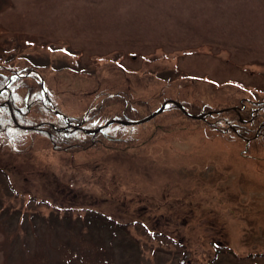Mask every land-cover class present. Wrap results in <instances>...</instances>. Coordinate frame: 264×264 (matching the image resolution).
Masks as SVG:
<instances>
[{
    "label": "rangeland",
    "instance_id": "rangeland-1",
    "mask_svg": "<svg viewBox=\"0 0 264 264\" xmlns=\"http://www.w3.org/2000/svg\"><path fill=\"white\" fill-rule=\"evenodd\" d=\"M0 66L68 116L101 106L85 129L219 115L264 100V0H0ZM195 120L170 104L83 151L0 132V264H264V137Z\"/></svg>",
    "mask_w": 264,
    "mask_h": 264
},
{
    "label": "trees",
    "instance_id": "trees-1",
    "mask_svg": "<svg viewBox=\"0 0 264 264\" xmlns=\"http://www.w3.org/2000/svg\"><path fill=\"white\" fill-rule=\"evenodd\" d=\"M31 70V67L16 70L22 73L20 76H12L11 72H0V102L7 101L5 102L6 105L0 107V132L6 135H9L12 129L21 132H40L50 142V148L57 151H83L96 144L99 145L98 140L93 137L97 134L105 136L104 129L97 134H87L79 129L65 130L60 128L61 125L66 126V123L60 115H56L49 108L50 103L42 91L41 81ZM92 107H89L90 110L85 122L94 119L99 120L101 117L97 116V113L101 112L102 107L95 104ZM175 110L179 112L176 106ZM208 110H210L209 107L198 106L194 113L207 112ZM222 112L228 113L229 117L224 119L223 113L216 115V112H212L206 115L205 120L195 121L207 124L219 132L232 133L238 138L248 141L264 137V100L255 101L240 98L234 110L225 109ZM69 119L70 123H75L81 119V116H70ZM107 120L96 121V126ZM221 120H224L223 123ZM18 124L32 128H19ZM116 140L112 145L100 144L112 149L127 148V146H122L118 139ZM69 252L67 251V253ZM68 258L72 262L71 264H83V258L79 252L72 251Z\"/></svg>",
    "mask_w": 264,
    "mask_h": 264
},
{
    "label": "water",
    "instance_id": "water-1",
    "mask_svg": "<svg viewBox=\"0 0 264 264\" xmlns=\"http://www.w3.org/2000/svg\"><path fill=\"white\" fill-rule=\"evenodd\" d=\"M169 103H173L175 104L183 114H185L186 116L190 117V118H193V119H203L204 118V115L203 114H199V115H194L192 113H189L188 111L185 110V108L182 106L181 103L179 102H176V101H173V100H167L165 102L162 103V105L155 111H153L151 114H149L148 116H146L145 118L141 119V120H138V121H125V120H110L108 122H106L104 125H102L101 127H98L96 129H91V130H86L87 133H95L97 131H99L102 127H106L112 123H120L122 125H132V124H139V123H143V122H146L150 119H152L153 117H155L156 115L160 114L165 106ZM81 123H79L78 125H80Z\"/></svg>",
    "mask_w": 264,
    "mask_h": 264
},
{
    "label": "flooded vegetation",
    "instance_id": "flooded-vegetation-1",
    "mask_svg": "<svg viewBox=\"0 0 264 264\" xmlns=\"http://www.w3.org/2000/svg\"><path fill=\"white\" fill-rule=\"evenodd\" d=\"M49 107L52 108L51 106H49ZM61 119H62V117H61ZM60 128L67 130V127L65 125H61Z\"/></svg>",
    "mask_w": 264,
    "mask_h": 264
}]
</instances>
